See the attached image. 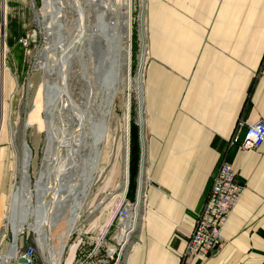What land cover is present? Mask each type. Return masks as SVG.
Returning <instances> with one entry per match:
<instances>
[{
	"label": "crops",
	"instance_id": "1",
	"mask_svg": "<svg viewBox=\"0 0 264 264\" xmlns=\"http://www.w3.org/2000/svg\"><path fill=\"white\" fill-rule=\"evenodd\" d=\"M145 1L144 149H138L144 200L121 264H264V142L256 151L234 147L226 153L243 190L222 228L221 247L202 263L184 256L237 122L264 123V77L256 76L264 51V0ZM25 11L23 0H0V18L3 12L6 19L3 47L0 41V215L12 154L6 121L28 75L27 51L19 44L27 32Z\"/></svg>",
	"mask_w": 264,
	"mask_h": 264
},
{
	"label": "bare ground",
	"instance_id": "2",
	"mask_svg": "<svg viewBox=\"0 0 264 264\" xmlns=\"http://www.w3.org/2000/svg\"><path fill=\"white\" fill-rule=\"evenodd\" d=\"M84 1L88 3L87 6L91 9L92 14L95 15L98 10H101L98 16L95 15L96 17L93 19L96 32L86 30L87 15L85 10L88 7L83 6L86 4ZM84 1L42 0L44 10L42 17L47 40L54 36L57 40L53 47L51 43H48V47L40 51V56L44 59L40 66L43 79L38 86L32 111L25 127L37 124L38 128L46 134V145L42 167L33 187L30 185L27 172L31 158L30 152L25 146H21L22 158L18 171H16L18 189L15 193L11 192L9 198L8 222L13 242L7 250V254L0 258V264H7L14 258L17 238L25 228L34 235V241L39 250L46 255L45 260L48 264L60 263L68 238L74 231H77L78 218L91 193L93 181L104 164L103 149L107 146L109 148L110 142L108 141L110 111H112L113 98L117 94L126 93L125 108L127 110L130 106L131 90L136 96L137 123L142 131L141 141L144 149L143 74L147 56L144 28L146 1L139 0L141 12L138 40L140 45L137 69L133 77L130 74V50L127 47L123 51L120 46L124 37L129 36L128 9L131 0H108L110 6H107L106 0ZM66 11L76 17L73 37L67 44L71 49L79 48V51L81 49L80 54L86 53L81 48L83 45L87 46L99 39L105 44L108 36L115 39L117 47L118 60L115 68L111 71L112 79L108 82L101 81L104 71L101 74H95L91 58L86 54L91 67L90 71L86 70L83 76L85 92L80 103H75L72 100L66 85L68 56L66 47L61 45L64 41L63 35H61L64 24L59 20ZM86 31H88L87 35ZM57 49L62 53L60 62L52 58ZM122 70H125L123 77ZM97 90L100 91L101 96L97 107L93 108ZM105 111H107L106 114ZM56 119L60 126L55 123ZM11 143H13V134ZM124 153L125 170L120 200L124 198L128 185V125L125 131ZM142 166L143 156L140 175H142ZM142 185L141 180L140 190H142ZM141 202L142 194H136L134 207L140 210ZM27 218H30L29 223L26 222ZM58 231L61 234L59 233L60 237L55 246L51 242V234ZM104 233L105 230L102 231L99 239H102ZM129 241L125 240L122 245L121 257L117 258V264L122 263Z\"/></svg>",
	"mask_w": 264,
	"mask_h": 264
},
{
	"label": "rangeland",
	"instance_id": "3",
	"mask_svg": "<svg viewBox=\"0 0 264 264\" xmlns=\"http://www.w3.org/2000/svg\"><path fill=\"white\" fill-rule=\"evenodd\" d=\"M26 7V18L27 26L26 31L31 36V46L26 53V65L28 69V75L23 84L20 85L18 92L15 96L14 107L6 121L10 129V138L13 134V143H10L9 149L12 154L10 157L9 165V176H8V189L6 193V201L3 207L2 214L0 215V239L2 241L3 251L6 250L10 244H12V233L8 222V211L10 207L9 198L11 192H16L18 187V167L21 157V146L23 140L28 145V149L31 150L28 177L30 185L33 187L34 182L37 179L38 173L42 167L43 153L46 145V134L43 130H40L37 124L29 127H25V123L28 120L29 114L32 111L33 101L38 92V86L42 83L43 72L40 66L43 64L44 59L40 56V51L48 47V43H51L53 47L57 39L55 36L47 40L45 24L43 20V2L42 0H23ZM84 0H81L83 2ZM83 6H87V2L84 1ZM107 6H110V1L106 0ZM88 7V6H87ZM129 18H130V31L129 36L124 37L120 46L124 51L127 47L130 50V74L133 77L137 69V56L139 52V15L141 12L140 1L131 0L129 4ZM87 18L85 25L86 30L96 32L95 24L93 19L98 16L101 10H98L95 15L91 13L89 7L85 10ZM38 18V20H37ZM76 17L69 11H66L60 16L61 23L63 22V43L61 44L66 49L67 59V79L66 85L68 92L75 103H80L81 97L85 92L83 82V69L90 71L91 64L86 60L85 54L79 56V48L71 49L67 44L73 37L74 21ZM88 31H86L87 35ZM134 35V40H133ZM86 44L88 42H85ZM53 44V45H52ZM69 47V48H67ZM53 53V52H52ZM54 57L58 62L62 59V53L58 49L53 53ZM147 57V56H146ZM59 59V60H58ZM147 59V58H146ZM146 65V60H145ZM145 67V66H144ZM82 69V70H81ZM124 71V72H123ZM125 70H122V77L125 76ZM95 104L93 108H96L99 103L100 91L95 92ZM130 106L127 110L125 108L126 93L117 94L113 98L112 111H110V122H109V148L108 146L103 149L102 158L104 164L97 173L92 187L91 193L85 203V206L80 212L77 231H74L66 242V246L59 264H72L74 261L75 253L78 248L79 239L81 241H88V238H95L98 234L101 235L103 225L109 219L114 209V200L112 197H117L120 200L123 175L125 170V131L128 125V184H129V129L130 124L133 123L137 127L138 144H139V127L137 123V103L136 96L131 90L130 92ZM109 110V109H107ZM107 111H105L106 114ZM66 116V115H65ZM44 118V114L42 116ZM128 120V122H127ZM55 123L60 126L59 121L56 119ZM128 123V124H127ZM40 131V132H39ZM111 134V135H110ZM11 140V139H10ZM140 145V144H139ZM138 164H141L142 155L138 158ZM15 163V164H14ZM15 168V169H14ZM15 172V173H14ZM141 172V167H140ZM14 173V174H13ZM15 175V176H14ZM17 178V179H16ZM138 180V177H137ZM13 185V187H12ZM136 187V179H135ZM121 191V192H120ZM128 191V185L127 190ZM126 194V193H125ZM136 194H134L135 203ZM29 220V221H28ZM26 222H30V218L26 219ZM100 232V233H99ZM61 232H53L51 234V242L55 246L58 243V238ZM131 244L129 241L128 250ZM18 248L22 247H33L35 249L36 264H46V255H44L37 247L34 241V235L26 228L17 238ZM124 249V250H125ZM127 252V251H126ZM125 252V254H126ZM2 255V251H0ZM125 256V255H124ZM124 259V258H123ZM9 262V261H8ZM7 262V263H8ZM12 264V263H9Z\"/></svg>",
	"mask_w": 264,
	"mask_h": 264
},
{
	"label": "built area",
	"instance_id": "4",
	"mask_svg": "<svg viewBox=\"0 0 264 264\" xmlns=\"http://www.w3.org/2000/svg\"><path fill=\"white\" fill-rule=\"evenodd\" d=\"M5 28L6 19L2 12L0 18L2 47L4 46ZM19 44L28 51L31 46V36L28 32L19 40ZM2 55L4 56V48L2 49ZM256 76L264 77V51L259 61ZM138 127L140 126L138 125ZM263 142L264 123L262 121L250 125H245L240 120L237 122L231 137L226 141V151L213 177L209 193L201 210L196 215L193 230L184 250L185 257H190L202 263L223 243L222 228L243 190V187L236 181L235 172L226 160L228 150L236 147L242 152L256 151ZM140 167L141 164L134 194H142V200H144L143 187L140 190V181L142 180ZM110 199H115V205L112 214L102 227V230H105L104 236L99 239L98 234L95 238H88V241L79 239L77 241L79 245L72 264H117V258L121 257L122 245H124L125 240H131L134 235L137 224L141 219V210L134 207V197L132 201H129L126 191L123 199L119 200L118 196ZM9 247L3 251L0 239V251H2L0 258L7 254ZM20 258L25 261L24 264H36L35 249L27 246L24 249L17 247L14 258L9 260L7 264H17V260Z\"/></svg>",
	"mask_w": 264,
	"mask_h": 264
},
{
	"label": "water",
	"instance_id": "5",
	"mask_svg": "<svg viewBox=\"0 0 264 264\" xmlns=\"http://www.w3.org/2000/svg\"><path fill=\"white\" fill-rule=\"evenodd\" d=\"M106 43L104 44L101 39L97 40V42H91V44L87 45V46H82V50L86 53H83L90 56L91 61H92V65H93V69L95 74H101V72H103L102 75V82L105 81H109L112 79V75L111 71L115 68L117 60H118V54H117V47H116V41L114 38H112L111 36H108L107 41H105ZM81 49L78 53L79 56H83V54L81 53ZM87 60V57H86ZM86 70L83 69V76L85 75ZM141 137H142V131L141 128L139 127V144H140V149L142 148V141H141ZM23 145L28 149V145L26 144L25 140H23ZM30 154H31V150L28 149ZM29 171V168L27 167V172ZM25 261L23 259H18L17 260V264H24ZM46 264H48V262H46Z\"/></svg>",
	"mask_w": 264,
	"mask_h": 264
},
{
	"label": "trees",
	"instance_id": "6",
	"mask_svg": "<svg viewBox=\"0 0 264 264\" xmlns=\"http://www.w3.org/2000/svg\"><path fill=\"white\" fill-rule=\"evenodd\" d=\"M134 40V35H133ZM129 184L127 196H130L135 189V179L137 174V164H138V135L137 127L131 123L129 129Z\"/></svg>",
	"mask_w": 264,
	"mask_h": 264
}]
</instances>
